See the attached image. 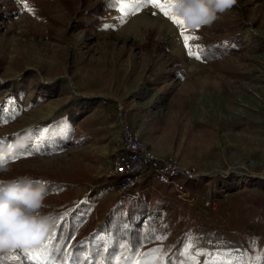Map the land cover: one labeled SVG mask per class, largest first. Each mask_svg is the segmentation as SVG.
I'll return each instance as SVG.
<instances>
[{
  "label": "rangeland",
  "instance_id": "obj_1",
  "mask_svg": "<svg viewBox=\"0 0 264 264\" xmlns=\"http://www.w3.org/2000/svg\"><path fill=\"white\" fill-rule=\"evenodd\" d=\"M83 1L97 0H52L49 23L24 9L28 0H0V117L19 111L0 123V156L8 158L10 148L18 155L23 136V148L34 144L28 130L69 126L39 152L0 164L7 169L0 179L39 175L65 182L45 207L72 201L81 227L95 213L106 220L123 194L142 201L150 193L153 203L154 180L139 179L129 190L116 185L113 157L127 122L156 158L197 175L183 182L189 196L181 200L171 188L167 207L134 217L142 226L166 228L168 257L178 261L189 236L208 252H234L240 244L248 256L259 255L264 210L250 206L248 197L264 192V0H237L210 27L188 28L200 36L191 43L201 46L239 31L242 46H226L210 62L187 55L179 28L159 9H143L121 25L116 8L97 27V18L81 12ZM104 24L116 27L104 30ZM203 199L217 200L218 212L207 210ZM110 235L100 239L110 243ZM13 254L20 260L3 264H32L22 249Z\"/></svg>",
  "mask_w": 264,
  "mask_h": 264
},
{
  "label": "trees",
  "instance_id": "obj_2",
  "mask_svg": "<svg viewBox=\"0 0 264 264\" xmlns=\"http://www.w3.org/2000/svg\"><path fill=\"white\" fill-rule=\"evenodd\" d=\"M52 0H28L27 4L35 9V14L42 20L52 23V18L47 12V5ZM64 4L68 0H60ZM115 7H109L107 0H97L93 5H89L86 1L81 3V12L97 18L94 26H101L105 16L114 11ZM200 29L199 31H201ZM243 38L239 31L235 29L229 35L219 41H204V58L205 62H210L218 59L222 50L229 46L230 48H239L242 46ZM112 102L107 100L106 107L111 106ZM36 179H43L47 182L48 197L53 192L63 191L67 184L63 181L44 179L39 175L31 176ZM121 178L116 181V185L120 184ZM260 187L264 188V181H259ZM138 186V185H136ZM136 188V187H135ZM172 189L166 185H156L154 195L156 197L153 203H149L152 195L147 193L145 198L129 199L126 194L117 197L114 203L109 208L108 217L106 220H101L99 215L95 213L88 223L81 227L78 225L77 209L72 201H59L50 206L44 207L41 211L51 213L54 217L53 228H55L54 247L59 246V252H53V257L61 264H81L85 256H90L88 261H83V264H97L101 257H110L117 247L122 243H128L133 246L140 245L139 251L148 252L149 250L162 247L163 241L155 240L153 237L157 235L166 236L167 230L164 226L157 223H150L147 226L134 221V217L141 212H146L153 215L157 210L167 207L165 197L171 196ZM248 204L254 208L264 210V192L260 195L250 194ZM65 213L67 215H65ZM189 225V224H188ZM52 228V229H53ZM52 230L49 232L51 233ZM104 233L111 234V242L100 239V235ZM107 244L108 250L105 251L102 245ZM71 246L70 248L68 246ZM38 247V246H36ZM70 255L66 257L64 253ZM264 252V245L260 254ZM261 263H264L262 261Z\"/></svg>",
  "mask_w": 264,
  "mask_h": 264
},
{
  "label": "snow or ice",
  "instance_id": "obj_3",
  "mask_svg": "<svg viewBox=\"0 0 264 264\" xmlns=\"http://www.w3.org/2000/svg\"><path fill=\"white\" fill-rule=\"evenodd\" d=\"M109 7H115L120 12L119 23L122 25L127 22V19L141 12L146 8L159 9V11L168 18L174 25L179 28L180 37L182 39L184 48L187 55L197 60L204 58V48L199 44H193L192 41L200 40V36L195 32H190L186 26L184 20L178 17L173 12V0H107ZM24 9L29 13L34 14L35 9L30 7L26 2L24 3ZM155 15V13H153ZM116 25L104 24L102 28L107 30L109 28H115ZM198 31V30H196ZM11 103V102H10ZM19 115V111L13 110L7 117H0V123H7L9 119H14ZM69 131V126L66 122H62L56 130H49L47 128L42 131L33 132L28 130V137L34 141V144H30L28 148H22L18 155H11V148L9 150V157L5 158L0 156V164L8 162V159H18L20 156H31L36 152H39L41 147L48 142L50 137L63 136ZM65 215H67L65 213ZM155 240L163 241L167 239L166 236L157 235L153 237ZM55 240V228L51 233H48L46 238L38 247L23 249L27 255V259L32 264H61L52 255L53 252H59L60 247L53 245ZM101 240H104L101 237ZM250 243L253 248L256 246V239L253 238ZM71 247L70 245L68 246ZM105 251L108 250V246L105 243L102 245ZM140 245H131L128 243L120 244L116 251L112 253L110 257H101L98 259L97 264H200V257H207L204 260V264H261L264 261V252L256 256H248L247 253H241L236 255L230 250L216 251L214 253L208 252L203 248L196 247V243L192 237L186 238L184 247L179 251L178 256L180 259H170L167 253L162 247H156L148 252L139 251ZM68 257L69 253H64ZM90 256H85L83 261H88ZM5 260L19 261L20 257L14 254H10L3 258H0V264H3ZM83 261L81 264H83ZM23 264V262H21Z\"/></svg>",
  "mask_w": 264,
  "mask_h": 264
},
{
  "label": "clouds",
  "instance_id": "obj_4",
  "mask_svg": "<svg viewBox=\"0 0 264 264\" xmlns=\"http://www.w3.org/2000/svg\"><path fill=\"white\" fill-rule=\"evenodd\" d=\"M237 0H173V12L193 30L210 27L222 14L231 10ZM27 137H21L22 149ZM7 169L0 165V173ZM47 182L28 175L0 179V256L18 249L38 246L52 230L54 217L41 210L45 207Z\"/></svg>",
  "mask_w": 264,
  "mask_h": 264
},
{
  "label": "built area",
  "instance_id": "obj_5",
  "mask_svg": "<svg viewBox=\"0 0 264 264\" xmlns=\"http://www.w3.org/2000/svg\"><path fill=\"white\" fill-rule=\"evenodd\" d=\"M122 145L113 157V171L121 178L120 187L129 190L137 185L139 179L154 180L175 190L179 199L190 195L183 182L197 179L196 173L187 166L167 158H156L149 147L138 138L127 122L122 124ZM207 210L218 212L219 203L215 199H203ZM146 221V219H145ZM235 254L244 253L240 244L234 246Z\"/></svg>",
  "mask_w": 264,
  "mask_h": 264
}]
</instances>
